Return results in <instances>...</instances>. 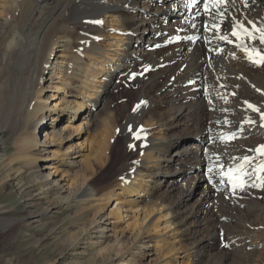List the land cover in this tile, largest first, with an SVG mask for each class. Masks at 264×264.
Instances as JSON below:
<instances>
[{
	"label": "bare ground",
	"instance_id": "bare-ground-1",
	"mask_svg": "<svg viewBox=\"0 0 264 264\" xmlns=\"http://www.w3.org/2000/svg\"><path fill=\"white\" fill-rule=\"evenodd\" d=\"M239 24L250 31L253 25L261 28L264 0H226L207 12L204 0H0L3 177L19 182L23 169L34 173L33 182L19 186L27 206L21 220L31 227L62 207L74 208V223L87 217L77 235L54 250L56 264H80L78 257L67 261L68 255L82 256L88 244L96 255L88 264H128L127 256L138 248L153 258L159 246L176 259L182 238L189 241L188 260L197 256L196 264L218 258L226 264L236 259L238 248L249 253L252 263L263 255L264 229L243 212L250 208L246 201L258 195L259 188L252 186L259 183L256 177H264L253 171L264 162L256 151L264 144V62H253L264 56V44L258 32L255 40L232 36ZM150 42L166 44L155 52L147 49ZM245 47L255 50L253 59ZM148 56L156 57L155 63ZM125 73L138 88L132 108L125 112L126 104L110 111L105 103L103 129L87 138L97 126L98 108ZM162 80L165 86L155 90ZM49 88L62 96L43 97ZM138 128L137 139L133 132ZM119 136L124 161L116 181L99 188L96 168L104 165ZM65 138L69 145L54 150ZM221 143L234 154L222 152ZM245 156L253 158L245 169L248 189L234 190L218 168L209 172L214 164L224 171L236 168ZM50 193L42 209L40 200ZM122 221L131 235L127 250L118 249L127 237L118 232ZM11 222L0 215L3 228H14ZM220 233L230 249L218 244ZM17 242L18 234L12 233L5 246ZM41 259L33 253L29 262L40 264Z\"/></svg>",
	"mask_w": 264,
	"mask_h": 264
},
{
	"label": "rangeland",
	"instance_id": "rangeland-1",
	"mask_svg": "<svg viewBox=\"0 0 264 264\" xmlns=\"http://www.w3.org/2000/svg\"><path fill=\"white\" fill-rule=\"evenodd\" d=\"M69 9H70V7H68V10ZM260 27L262 29H264V24H261ZM105 30H106V32L108 31L107 28H105ZM105 38L106 37H104V40H105ZM107 42L108 41L106 40V43ZM165 44L166 43L163 42V43H160V45H156L153 42H150L146 47H147V49L150 47L149 49H152L153 51L156 52L157 50L159 51L161 48L165 47ZM155 49H157V50H155ZM154 58L156 60V57H150V56L147 57V59H149L152 62V64L155 63ZM164 81L165 80L158 82L159 85L155 87V90L161 89L162 87H164L165 86V83H163ZM115 82H116V85H115L114 90H111V92L108 93L107 98L105 99L103 104L100 106V108H98L99 109L98 112H100V111L101 112H100V115H99V118L97 121V126L90 129L89 133L87 134V138H89V139H93L97 135V131H100L104 127L103 123L106 121L105 120V118H106L105 113L106 112L104 111V109L103 110H101V109L105 103H107V107L109 108L110 111L113 109H116L117 111H118V109L123 110V106L127 104L128 108L125 109V112H127L128 110L130 111L134 102L136 101V99L133 96V92L138 90V88L136 86H135L136 88H134V84H132V78L128 76V73H125L119 79H116ZM44 83L46 86L49 84V82H46V81H44ZM169 89L173 91V89H171V88H169ZM155 90H152L151 93H154ZM54 93L57 96H62V94H63L60 91H54L52 88H49V89H45V91L43 93V97H47V96L54 94ZM57 100H55V101H57ZM50 101H53V100H49V102ZM120 117L122 118V115ZM190 135H192V134H190ZM187 137L191 138L190 136H187ZM193 137H195V136L193 135ZM10 138H11V136L9 133L5 135L6 141L9 139L7 141V147L10 146L9 145ZM77 140H78L77 137H76V140L73 139V141H75V142H77ZM69 143L70 142L66 141V138H65L64 140L61 141L60 144H58L56 147H53V148H54V150L55 149L59 150L61 148L60 150L63 151L67 147V145H69ZM221 144H222L221 147H223L222 152H225V153L228 152V153L234 154L233 150L231 149V147L229 145L224 144V143H221ZM124 146H125V144H124V141H123L121 136L113 139V145L111 147L110 153L107 154L108 159L103 163L104 165H102V167H101V165H99L96 168L95 183L99 188L108 187L116 181L117 172H118L121 164L124 161V158H123ZM1 156H2V154L0 152V168H1L0 169L1 170L0 171V215L6 216L7 218H9V221L10 222L12 221L11 223H14V226H13L14 228H11V227L3 228V226L0 225V263L1 264H32L29 262L30 255L33 253L34 254L40 253V255L42 257L40 264H50L51 261H52V264L53 263L56 264L55 259H54V254H55L54 250H56V251H58V249L60 250L61 248H63V245H64L63 242L66 241V243H67L71 240V238H74L77 235L79 228L83 227V223L87 220L86 219L87 217L84 216V217H82V220H80V222L74 223L71 220L74 217V215L72 216V214L76 213L74 208H63L62 207L61 209H56L55 212H50V213L46 214L45 218H44L45 220L42 218L43 220L35 228L31 227L32 225H30L26 219L21 220L22 218H24V216L27 212V206L25 205L26 201H25L22 193L19 192L21 189V187H19V186L20 185L25 186L28 183L33 182L34 181V173L33 172L29 173V171H27V169H23L22 170L23 172H21V174L18 178L20 184H18L19 182L14 180V179H9V180L5 179L3 177L4 171L1 167V162H2ZM44 164H45V162H43V161L39 162L40 166H44ZM73 169L77 170L78 168H73ZM256 180L259 182L258 185L261 186V187H259V186L257 187V188H259L258 191L260 193L258 192V195H256L257 193H254L253 197L246 201L249 203L248 208L249 207L250 208L245 209L244 205H243L242 206L244 208L243 214L244 215L246 214L245 216H247L246 217L247 221L254 223L255 226H258L257 228H259V229H264V227H263V225H264V211H263V209H264V190H263L264 182H262L261 179H258V177H256ZM249 187H251V184H250V186H246L244 189H248ZM249 191L252 192L253 189H249ZM250 197H251V194H250ZM254 198H256L255 200H257L258 202L253 200ZM51 199H52V195L50 193V194H48L47 197L40 200V207L42 209H45L46 206L49 204V200H51ZM254 205H257V207H259V210L257 209L256 206L252 207ZM260 206H261V208H260ZM256 209H257L258 213H255V212H257ZM214 211L216 212L217 210H214ZM259 211H261V212H259ZM259 214H263V215H259ZM83 218L86 220H84ZM246 218H244V219L246 220ZM241 219H243V218L241 217ZM43 225H45V226H43ZM126 225H127V223L123 222V221L117 225V228H119V230H120V231L118 230V232L121 233V231H123L122 234L127 236V237H125L126 241H124L120 246H118V249L123 248V249L127 250L128 248L131 247V243L129 241V236H131V235H130V232L126 228ZM52 229H53V231H52L53 233L51 235H48L49 234L48 232ZM12 233L18 234L19 242H17L15 247L7 248L5 246L6 237ZM179 236H180L179 238H181V235H179ZM217 241H218V244L225 249H230L232 247L225 240V234L224 233L223 234L220 233L217 236ZM188 242L189 241H187V238H184V239L182 238L181 241H177V246L180 247L182 250L180 249L181 253H179V255L178 254L176 255V257H177L176 259L172 258V256L174 254H172L171 252L163 254V251L165 249L161 250L162 249L161 246L157 247L156 254H154V256H152L153 258H151V257L147 258L144 255V253H141L140 251L137 252L138 250H140V248H138L137 251L132 250L126 259H128L127 261H130V262H128V264H167L166 262H168V264H177V261L180 264H196L195 260H197V256L191 257L190 258L191 260H188L187 254H191L190 250L186 251ZM88 245L86 247V251L84 253H81V254H83L82 255L83 257L80 256V254L79 255H72V254L70 255L69 254L68 255L69 258L67 259V261H70L72 259L70 262H72L73 260H74L73 262H76V260L79 259L81 261L80 264H88L89 260L91 261L92 258L96 257L95 254H92L93 248L91 249V246H88ZM80 250H82V249H79V251ZM241 252L242 251H240L239 248L236 249L234 252V254L236 255L235 256L236 259L232 258V259L228 260L229 262L226 261V264H235V263L236 264H250V263L251 264H254V263L255 264H264V257H263L264 253L261 256H259V255L255 256L258 259L254 257L256 260L252 263L251 257L248 256L249 253L247 254V253H244V252L241 253ZM237 253L239 256L237 255ZM158 254H161V255L163 254V255L159 257ZM240 255L243 257L241 258ZM166 256H168V257H166ZM215 256L216 255H214L210 258L208 257L207 258L208 261H214V259L216 258ZM129 257H131V258H129ZM44 261H45V263H44ZM216 261L217 262H215L213 264L223 263L221 258H218Z\"/></svg>",
	"mask_w": 264,
	"mask_h": 264
},
{
	"label": "snow or ice",
	"instance_id": "snow-or-ice-1",
	"mask_svg": "<svg viewBox=\"0 0 264 264\" xmlns=\"http://www.w3.org/2000/svg\"><path fill=\"white\" fill-rule=\"evenodd\" d=\"M197 0H192V3H196ZM226 3V0H204V9L205 11H209L210 8H219L221 4ZM221 16H223V13H220ZM240 29V31H236L235 29L232 31L231 35L236 36L237 38L242 37H249L253 40L257 39L255 32H258L259 35V41L261 44H264V29L262 28H256L255 25H253L254 31H250L248 28H246L243 24H239L236 26ZM221 39H228L227 36H222ZM246 52L249 53V59H253V50H250L249 48L245 47L244 49ZM257 56H260V54L257 52ZM255 63H261L264 62V56H260L258 60H254ZM141 104L145 103L144 101L140 102ZM140 105L137 104L136 108H138ZM250 108H253L255 111H259V109L255 108V106L249 104ZM136 108L133 109V111L136 110ZM262 118H264V114H262ZM131 131V129H129ZM135 136V133H133ZM138 139L139 137L136 136ZM234 137H227L226 139H232ZM130 147H132L130 145ZM257 152H259L261 155H264V145H261L258 149H256ZM253 158L245 156L243 158V163L237 165L236 168H228L227 171H224V166L221 164H214L213 167L209 168V172L213 171V168L220 169V175L227 176L229 178V182L232 184L233 189L236 188L244 189L246 187L247 181L244 179L245 176L250 175L245 169L247 165H250L252 163ZM255 173H264V162H260L255 169H253ZM258 179H261L262 182H264V177L258 176ZM209 181L211 182V177L209 178ZM253 187H258L260 185L253 184Z\"/></svg>",
	"mask_w": 264,
	"mask_h": 264
}]
</instances>
